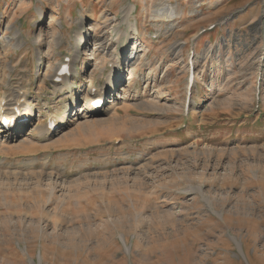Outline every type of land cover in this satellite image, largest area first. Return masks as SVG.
I'll return each instance as SVG.
<instances>
[{
    "label": "rangeland",
    "instance_id": "374dc122",
    "mask_svg": "<svg viewBox=\"0 0 264 264\" xmlns=\"http://www.w3.org/2000/svg\"><path fill=\"white\" fill-rule=\"evenodd\" d=\"M71 1L0 0V98L27 91L31 127L65 129L0 146V264H264V0ZM161 4L182 14L169 28ZM118 54L126 97L72 117ZM65 57L71 92L50 83Z\"/></svg>",
    "mask_w": 264,
    "mask_h": 264
},
{
    "label": "bare ground",
    "instance_id": "6f19581e",
    "mask_svg": "<svg viewBox=\"0 0 264 264\" xmlns=\"http://www.w3.org/2000/svg\"><path fill=\"white\" fill-rule=\"evenodd\" d=\"M161 5H163V6L161 7ZM161 5L159 6L158 10L154 11V15L151 16L152 20H153V24H154L153 26L158 27V28L159 27L169 28V27H171V25H173L174 22L178 21L177 20L178 18L180 19V16H182V14L178 11L176 5L175 6H172V5H169V6L166 5L165 6L164 4H161ZM122 13H123V20L126 21V24H127L128 28L129 27L131 28V32H135L136 31L135 26L129 23L130 19L132 18V14H133V6L125 8L124 10H122ZM37 14H38L39 18H41L43 16L42 8H38L37 9ZM158 18H161L162 21H160V22L155 21ZM60 26H61V24H60ZM90 26L91 25H89V27H87L88 30H90ZM53 27L56 28L57 27L56 24H53ZM50 31H52V30H50ZM63 32L64 31H62V33ZM52 34H54V33L52 32ZM117 34H118L119 38H122V39H127L128 35H129L126 32H125V34H122L119 31L117 32ZM58 36L59 35H57V37L56 36H54V37L52 36V38H53L52 41L54 42V46L57 47V48H59L60 45H61L63 34L61 36V33H60V36L59 37ZM84 37H85V32H82V31L80 33L76 32L74 34L73 39H74V42L76 44V47L75 48L73 47V52L75 53L74 56H73L74 57V59H73L74 61H75V59H77L78 55H80V50H79L80 49V43L83 42ZM13 39H15L14 40L15 44H13V47H16V48L19 49V48L22 47V44H24L23 42H20V39H21L20 38V33L17 32V31H15V33L13 34ZM3 40H6L7 43H11L12 42L11 39H8V37L7 38H3ZM93 40H94L93 41L94 42L93 46H95V42L98 41V40H96L95 38ZM6 41L4 43H6ZM35 43H36V41H34V44ZM139 48H140V46L138 45V43L137 42H133L128 57L125 58V60H123V62L127 61V64H128L127 68H128L129 72L133 71L132 67L134 66L135 63L131 65V62L135 61L136 56L138 55V52L140 50ZM112 53H113V51H112ZM114 54H115V52H114ZM115 55H117V54H115ZM36 58H37V62L39 64V68H40L41 58H40V53H39L38 50H36ZM114 64L115 65H111V67H110L111 70H110V73H108L109 74L108 76H106L104 78V76H102L103 75L102 74L99 77L100 79H102V84L99 86L98 89L91 90V92H90L91 98H89L90 100L88 99L87 102L83 104V106H81L79 108L76 107V112L72 115V117H77L78 118L81 115H83L82 118H86L85 116H87V115H89L91 117L92 116L93 117L99 116L100 112H101L100 110L104 109V107L106 105H108L110 103H113V101L116 100L118 98V96H122L123 94L127 93V90H124V88H121L120 92L113 91L114 87H115L114 86V82H117V81L119 82L121 80L123 82V80H124V77L121 78V74L119 72V68H120V64H121V60L119 58V55L116 57V62ZM58 69H56V71H58ZM128 71H126V72H128ZM68 72H69V75H66L63 78L60 77V80L63 79L62 82L60 81V83H61L60 84L61 85L60 88L57 87V88H55L53 90H58L59 92H64V91L71 92V90H72L71 77L73 76V74L75 72L73 66H71V68L68 69ZM57 76H58V74H56V77ZM54 77H55V75L53 77H51V79H52L51 83L52 84L55 83L56 86H59L57 78L55 79ZM58 79H59V77H58ZM4 90H6V89H4ZM112 92H113L112 97L108 98L107 96L109 95V93H112ZM6 94H7V96H4V97L0 98V146H3L4 144H8L11 141L12 142H17L18 139H20V141L22 140L21 141L22 143L20 142L21 145L25 144V146H26L27 142L30 143V142H33L35 139L45 138V137L49 138L50 136H57V135L63 133V131L65 130L64 128H62L63 127L62 121L59 120V118H57L56 116L49 117V123L43 124L42 127L41 126H37V125L34 126V127H31L32 126L31 122L34 119V110H33L32 106H31V104L30 105L27 104L28 103L27 102V100H28V98H27L28 92H26L24 90L23 91L22 90H18V88L17 89L16 88L13 89L12 87L7 86V93ZM125 97L126 96L123 95V98H125ZM108 99H110V100H108ZM96 101L99 102L100 105H102V102H103V105H102L101 108L96 109L93 106ZM73 104H74V102H72L71 105H73ZM6 120H9V121L13 120L12 128L10 130H8V131L4 130L2 128V126H1V124L6 122ZM51 123H53L54 127L50 125ZM60 124H62V125H60ZM9 125H10L9 122H7V126L4 124V126L6 128ZM60 126H62V127H60ZM28 127H30V128H28ZM119 239L123 243V245L125 247V251L127 253H129V248L127 246H125L124 238L122 236H120ZM231 240L233 242H235V244L239 247V249L241 248V245L238 242L237 238L231 237ZM39 259L41 260L40 256H39Z\"/></svg>",
    "mask_w": 264,
    "mask_h": 264
},
{
    "label": "crops",
    "instance_id": "0c3cea01",
    "mask_svg": "<svg viewBox=\"0 0 264 264\" xmlns=\"http://www.w3.org/2000/svg\"><path fill=\"white\" fill-rule=\"evenodd\" d=\"M23 1H24V0H23ZM83 1H84V0H83ZM69 2H70V4L72 3L71 0H69ZM25 3H26V2H25ZM30 3H31V0H28V2L26 3L27 6H25L24 9L21 10V11H24L25 13L28 12V9H29L28 6H29ZM70 4H69V5H70ZM109 4L112 5V2H110ZM92 5L94 6V8H96V5L91 4V6H92ZM65 6H68V4H67L66 2H65ZM93 6H92V9H93ZM68 11H69V10H68ZM91 11L94 12V10H91ZM87 13H88V12H87ZM68 15L70 16V12H68ZM82 20H83V19H82Z\"/></svg>",
    "mask_w": 264,
    "mask_h": 264
}]
</instances>
